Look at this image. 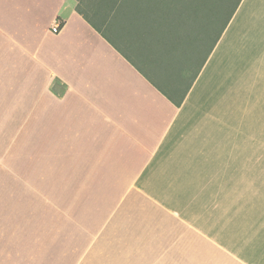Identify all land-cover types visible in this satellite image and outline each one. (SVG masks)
Here are the masks:
<instances>
[{
  "label": "crops",
  "instance_id": "1",
  "mask_svg": "<svg viewBox=\"0 0 264 264\" xmlns=\"http://www.w3.org/2000/svg\"><path fill=\"white\" fill-rule=\"evenodd\" d=\"M217 1L0 0V264H264V0Z\"/></svg>",
  "mask_w": 264,
  "mask_h": 264
},
{
  "label": "rangeland",
  "instance_id": "2",
  "mask_svg": "<svg viewBox=\"0 0 264 264\" xmlns=\"http://www.w3.org/2000/svg\"><path fill=\"white\" fill-rule=\"evenodd\" d=\"M236 0H218V10L219 15L221 18V25H223L226 21V18L228 14L231 12L232 8L235 5ZM222 3V5H221ZM220 7V8H219ZM257 116V113H255ZM257 119H260L259 122H257V125L259 123H262V113L260 114V117H257ZM256 125V124H255ZM245 131L250 134V129L247 128ZM239 132H241V128H239ZM22 129L21 128H15V127H2L0 126V141H6L7 140H14V151H21L23 150V147L25 146L22 143ZM253 135L259 136L264 135V126L261 124L259 126H254L253 128ZM0 147H5V144H0ZM46 183L53 182L54 176L51 177H45ZM264 182V180H263ZM244 194V195H243ZM211 200H212V193ZM243 195V197H241ZM250 201L246 202V193H238V209H237V217H238V225L240 226L242 223H245L246 218H251V216H262V208L264 209V190L263 191H254L250 192ZM260 199V201H258ZM255 200V201H254ZM254 201V202H253ZM210 202L207 201V218L210 217L209 214H213V208L212 206H209ZM250 211V212H247ZM237 226V224H236ZM225 224H223V230H224ZM229 228V225H228ZM208 230V229H207ZM208 232V231H207ZM207 254H206V264H215V261H219V264H221V260H223V257L221 255V249L218 248V250L215 251L214 249V241L213 240H207V246H206Z\"/></svg>",
  "mask_w": 264,
  "mask_h": 264
},
{
  "label": "trees",
  "instance_id": "3",
  "mask_svg": "<svg viewBox=\"0 0 264 264\" xmlns=\"http://www.w3.org/2000/svg\"><path fill=\"white\" fill-rule=\"evenodd\" d=\"M222 2V0H221ZM241 0H236L234 7L232 8L231 12L228 14L225 23L221 26L222 31L225 29L226 25L228 24L229 20L231 19L233 13L235 12L236 7L240 4ZM222 5V3H221ZM222 18V16H221Z\"/></svg>",
  "mask_w": 264,
  "mask_h": 264
},
{
  "label": "built area",
  "instance_id": "4",
  "mask_svg": "<svg viewBox=\"0 0 264 264\" xmlns=\"http://www.w3.org/2000/svg\"><path fill=\"white\" fill-rule=\"evenodd\" d=\"M62 27H63V22L57 19V21H55V23L52 26V31L58 33L61 31Z\"/></svg>",
  "mask_w": 264,
  "mask_h": 264
}]
</instances>
